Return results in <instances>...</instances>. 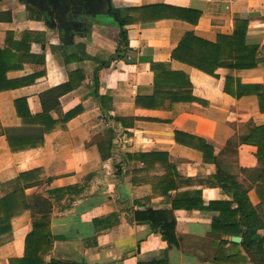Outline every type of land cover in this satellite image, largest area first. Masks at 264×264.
<instances>
[{
	"label": "crops",
	"instance_id": "crops-1",
	"mask_svg": "<svg viewBox=\"0 0 264 264\" xmlns=\"http://www.w3.org/2000/svg\"><path fill=\"white\" fill-rule=\"evenodd\" d=\"M111 5L117 18L106 12H88L63 38L38 6L27 0H0V46L8 45L15 67L7 70L6 79H0V85L9 83L12 88L0 91V182L42 170L39 175L45 179L25 189V194L29 201L43 196L52 203L50 229L55 240L49 261L254 264L241 243H234L232 237L227 244L209 251L212 218L217 213L174 212L178 236L196 241L189 243L194 253H184L174 245L169 247L148 224L131 222L133 212L138 210H170L176 191L171 198L153 197L150 184L133 185L125 172L141 168L142 163L127 161L125 154L167 152L180 175L177 192L202 190L205 202L230 199L220 188L205 184L216 173V166L205 164L200 151L178 144L175 132L204 138L219 155L229 141H238L247 123L264 125L257 95L236 97L225 92L227 77L264 89V0H111ZM125 19L126 25L121 27ZM237 19L248 21L246 44L257 46L262 59L257 68H220L217 77H213L172 58L188 32L216 45L219 35L233 34ZM23 37L25 42H21ZM14 41L20 42L17 47ZM21 62L22 67L18 68ZM154 63H164L171 71L187 74L191 87L184 82L183 86L170 89L191 90L199 100L155 110L137 109V97L151 96L160 90L154 86ZM2 68L0 72L4 71ZM77 72V81L83 80L82 83L64 93L49 111L46 122L55 129L45 133L42 123L22 125L15 100L25 99L35 119L44 112L41 94L67 84L71 74ZM231 89L236 90V84ZM97 93L108 98L103 103L107 113L101 108ZM49 96L48 93L45 100ZM79 107L82 113L67 122L65 129L61 128L64 116ZM110 116L126 118V127L111 121ZM133 117L138 120L128 119ZM110 127L116 131L112 157L104 160L98 144L109 151ZM9 136L34 138V143L43 138V144L12 152ZM256 152L254 146L240 145L237 155L228 152L220 157L232 164L233 174L245 183L246 175L239 169L259 167ZM249 197L253 204L260 203L254 190L249 191ZM149 198L151 201L145 202ZM107 216L110 218L102 219ZM11 224L12 240L0 246V264H10L11 259L24 256L25 239L32 230L31 213L19 215ZM259 233L264 238V229ZM195 250L211 257L201 259Z\"/></svg>",
	"mask_w": 264,
	"mask_h": 264
},
{
	"label": "trees",
	"instance_id": "trees-1",
	"mask_svg": "<svg viewBox=\"0 0 264 264\" xmlns=\"http://www.w3.org/2000/svg\"><path fill=\"white\" fill-rule=\"evenodd\" d=\"M126 25V19L122 21L121 27ZM248 21L237 19L234 22V31L231 35L221 34L217 38L216 45L205 42L194 36L193 32H188L179 42L174 50L172 58L181 63L187 64L197 70L217 77L216 71L220 68L230 69H254L257 68L262 59L258 54L257 46H248L246 36ZM123 42L126 43V32H122ZM11 36V34H7ZM23 37L21 42H25ZM20 42L14 41L17 47ZM201 44V45H200ZM207 45V46H206ZM202 46V47H201ZM205 46V47H203ZM8 45L0 46V72L6 79L7 70L13 67V55L7 52ZM9 53V54H7ZM23 62L18 66L22 67ZM151 71L154 73V86L156 91L151 96H139L136 98L135 107L137 109L155 110L163 106L171 107L177 103H188L198 101L193 96L191 90L173 91L170 88L181 87L184 82L187 87H191L189 76L184 72H176L168 69L164 63L151 64ZM80 72L72 73L70 80L58 88L41 94L43 113L33 119L29 106L25 99L15 100V109L22 125H35L42 123L45 133H50L55 127L48 124L47 118L49 111L55 107V102L66 92L79 87L83 80H78ZM6 83V82H5ZM7 84V83H6ZM236 84V90L232 91L231 86ZM12 89L9 83L0 85V91ZM165 89V90H161ZM225 92L240 97L246 94L257 95L260 111L264 113V89L258 85L245 86L240 80L227 77ZM50 94L49 99L46 95ZM100 101L101 108L107 113L108 108L104 106L106 96L96 94ZM166 103H168L166 105ZM82 108H75L69 111L64 117L65 124L61 128H66V123L82 113ZM30 118V119H28ZM109 119L115 122H121L126 127V118L110 116ZM135 121L137 117L128 118ZM53 121V120H52ZM54 123V121L52 122ZM50 127V128H49ZM53 127V128H51ZM238 141H229L224 150L217 155L215 147L204 138L190 135L187 133L175 132V141L178 144L185 145L198 150L203 154L205 164L216 166V173L206 179L205 184L209 187H217L222 193L227 195L229 200H217L205 202L202 198V190L177 192L179 172L175 164L169 161L167 152H138L134 154H125L129 162L139 161L141 168L132 169L125 172L126 177H130L133 185L150 184L153 189V197L172 196V208L170 210H156L151 207L144 210L133 212L131 222L138 224H148L154 232L160 233L162 239L167 242L169 247L173 245L181 249L184 253H194L189 249L190 242H196L188 236H178L176 231V210H202L217 213L212 218L211 237H209V251H214L219 245L227 244L230 237H241V246L246 255L254 264H264V238L259 233L264 229V125H256L253 122L247 123L243 127ZM108 133L111 137L108 140V152L104 151L102 143H99L102 158L104 160L112 157L111 149L113 147V138L116 131L110 127ZM34 138L8 137L12 152L23 151L30 148L40 147L43 144V138L38 143H34ZM240 145H251L257 148L256 157L259 167L253 169L240 168L239 172L246 175L247 182L241 183L232 172V164L225 163L220 155L230 152L237 155V149ZM42 170L37 169L31 172H25L19 175L15 180L2 183L0 182V246L12 240V221L19 215L30 212L32 216V230L25 239V252L22 258L10 260V264H65L60 261L51 260L53 242L55 236L50 229L53 206L48 198L38 196L29 201L25 194V189L38 185L45 179L39 174ZM204 180V179H201ZM254 190L260 203L255 205L251 202L249 191ZM151 198L146 199L149 203ZM142 203L137 201V204ZM110 217H104L107 220ZM97 222V221H95ZM225 238L224 240H219ZM196 244V243H194ZM204 244V243H203ZM200 247V246H199ZM201 248V247H200ZM195 253H198L195 250ZM201 259H209L211 256L199 254ZM215 261V259H214ZM167 264V261L165 262ZM138 264H155L154 261H139Z\"/></svg>",
	"mask_w": 264,
	"mask_h": 264
},
{
	"label": "water",
	"instance_id": "water-1",
	"mask_svg": "<svg viewBox=\"0 0 264 264\" xmlns=\"http://www.w3.org/2000/svg\"><path fill=\"white\" fill-rule=\"evenodd\" d=\"M39 2V9L41 8L43 15L54 22L52 25L62 32L63 38L69 36L70 30L75 28L88 12H106L117 18L116 13L112 11L111 0H40ZM232 241L241 243L242 238L234 236Z\"/></svg>",
	"mask_w": 264,
	"mask_h": 264
},
{
	"label": "flooded vegetation",
	"instance_id": "flooded-vegetation-1",
	"mask_svg": "<svg viewBox=\"0 0 264 264\" xmlns=\"http://www.w3.org/2000/svg\"><path fill=\"white\" fill-rule=\"evenodd\" d=\"M31 5L33 4L34 6H38V4L40 3L39 1L40 0H27ZM39 7V6H38ZM40 10H42L41 8H40ZM42 12H43V10H42ZM45 18H47L46 16H45ZM47 20L50 22V24H53L54 25V22L53 21H50L48 18H47Z\"/></svg>",
	"mask_w": 264,
	"mask_h": 264
}]
</instances>
